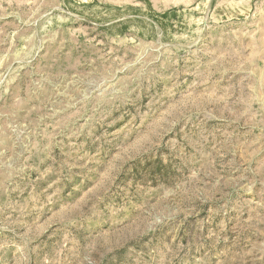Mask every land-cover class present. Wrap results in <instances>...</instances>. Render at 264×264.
I'll return each mask as SVG.
<instances>
[{"label":"rangeland","instance_id":"374dc122","mask_svg":"<svg viewBox=\"0 0 264 264\" xmlns=\"http://www.w3.org/2000/svg\"><path fill=\"white\" fill-rule=\"evenodd\" d=\"M0 264H264V0H0Z\"/></svg>","mask_w":264,"mask_h":264}]
</instances>
